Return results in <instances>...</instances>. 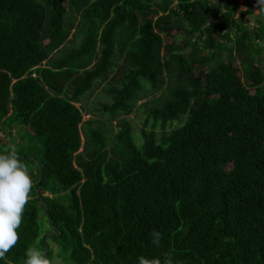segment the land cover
I'll use <instances>...</instances> for the list:
<instances>
[{"label":"trees","instance_id":"16d2710c","mask_svg":"<svg viewBox=\"0 0 264 264\" xmlns=\"http://www.w3.org/2000/svg\"><path fill=\"white\" fill-rule=\"evenodd\" d=\"M244 1L236 18L239 0H0V132L38 143L18 149L35 187L0 264H24L30 245L60 253L62 264H138L169 251L180 264H264V69L255 47L264 19L248 30L244 17L260 10ZM72 12L79 18L69 22ZM117 53L123 79L102 114H132L144 92L166 88L165 98L149 109L141 143L126 124L111 140L95 123L79 153L75 103L108 78ZM174 123L182 126L159 139L157 129ZM8 143L0 138V152ZM153 229L163 233L159 247Z\"/></svg>","mask_w":264,"mask_h":264},{"label":"rangeland","instance_id":"374dc122","mask_svg":"<svg viewBox=\"0 0 264 264\" xmlns=\"http://www.w3.org/2000/svg\"><path fill=\"white\" fill-rule=\"evenodd\" d=\"M240 2V8L236 14V18L239 17V14L241 12H244L247 10V8L244 7V0H239ZM79 18V15L76 12L71 13V17L68 19L69 22L77 21ZM263 14L255 10L251 15L244 17L242 24L247 27L248 30H253L255 28H258L259 20L263 21ZM177 22V21H176ZM75 29L72 30L71 36L69 38V41L74 39L75 36ZM185 36L182 34L175 40L177 44H180L184 42ZM78 42V38L74 40L73 43H68V47L72 48L75 47ZM227 44V43H226ZM228 45V44H227ZM256 49L259 50V66L264 69V43L258 44V46H255ZM225 57V58H224ZM229 57V53H227V47H224L223 51V58L227 60ZM238 57V56H237ZM239 58V57H238ZM263 62V63H262ZM122 59L119 58L118 53L115 55L113 68L108 76V78L104 80H100L96 82L95 86L92 88L91 91H89L87 94H85L81 100L77 103H75V106L82 111L83 113V123L81 124V131H82V140L83 145L79 153H82L87 146V140L86 135L88 134V128L90 126H95V123H101L104 127L103 132L108 133V137L113 140V137L117 134L120 125H128L134 135L138 139L137 144L141 143L140 134L141 131L144 129L150 128L148 124H146L148 112L150 108H153L155 106L160 105L161 99L165 98V89L160 90L158 92H144L139 100L136 103L135 110L130 115H118L116 117H110L109 115H104L101 113V106L103 105H110L112 103V100L110 96L108 95V89L111 87H118L117 81L120 79H123V75L119 72L120 67L122 66ZM46 62L44 63V65ZM238 66L239 68L243 69L241 66V60L239 58L238 60ZM240 76L242 78V81L247 85L246 78L244 76V71L241 70ZM254 94L255 91H252ZM69 99L71 100V93L68 95ZM182 126V123H174L170 124L166 129H157L156 133L158 135V138L160 139L164 134L170 133L173 130H176ZM22 132H29L28 129H22ZM0 138L1 139H7L8 142L15 143L18 149L22 148H35L38 143L36 142H30L29 139L21 140L20 135L17 134V130H13L12 136H7L5 138V135L0 132ZM29 158L33 159L32 156H29ZM61 195H64L63 193H60ZM59 194V196H60ZM45 196H51L49 193L45 194ZM41 215L43 216V213L41 212ZM44 233L42 234L43 237L48 236L49 234L46 233L49 232L50 226L48 221H45L44 225ZM39 245V242L37 243ZM49 246L53 248L52 242H49ZM57 254V252H55ZM60 253H58L59 255Z\"/></svg>","mask_w":264,"mask_h":264},{"label":"clouds","instance_id":"9594fccd","mask_svg":"<svg viewBox=\"0 0 264 264\" xmlns=\"http://www.w3.org/2000/svg\"><path fill=\"white\" fill-rule=\"evenodd\" d=\"M258 8L264 12V0H257ZM32 172L19 155L15 143L9 142L0 152V260H6L9 251L17 245L18 229L22 225L25 205L29 203L33 188ZM151 244L159 247L163 233L153 229L150 232ZM24 264H62L58 254L51 257L40 247L30 245L25 251ZM10 264V262H9ZM138 264H180L174 260L172 252L160 256L147 257L140 255Z\"/></svg>","mask_w":264,"mask_h":264},{"label":"built area","instance_id":"2783aa9c","mask_svg":"<svg viewBox=\"0 0 264 264\" xmlns=\"http://www.w3.org/2000/svg\"><path fill=\"white\" fill-rule=\"evenodd\" d=\"M255 9H259V8H258V4H257V3L255 4Z\"/></svg>","mask_w":264,"mask_h":264}]
</instances>
